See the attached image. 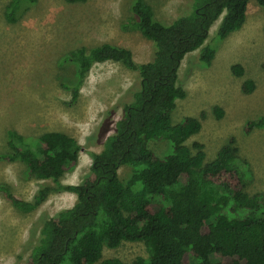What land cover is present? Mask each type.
Returning a JSON list of instances; mask_svg holds the SVG:
<instances>
[{
    "label": "trees",
    "instance_id": "16d2710c",
    "mask_svg": "<svg viewBox=\"0 0 264 264\" xmlns=\"http://www.w3.org/2000/svg\"><path fill=\"white\" fill-rule=\"evenodd\" d=\"M36 1L8 0L5 21L17 22ZM249 1L191 0L187 13L165 23L145 0H133L122 27L150 41L149 61L136 62L129 48L107 42L80 46L62 57L61 64L75 65L77 82L62 84L73 101L96 63H119L137 80L102 118V148L88 152L90 167L77 184L62 183L83 149L75 137L62 131L37 137L6 131L7 150L0 152V160L21 162L26 177L40 181L30 200L15 197L8 184L0 183V193L13 208L30 213L52 194L76 196L72 207L39 219L38 238L22 264H264V190L246 191L253 174L239 157L235 138L206 161L201 142L185 144L200 131V119L171 121L176 101L186 96L177 84L183 58L199 50L201 64L210 65L216 53L211 26L220 19L214 40H224L245 23ZM256 2L264 14V0ZM231 70L243 75L240 65ZM254 86L246 81L242 91L251 93ZM117 107L122 115L113 122ZM110 125L114 132L107 135ZM261 128L264 115L248 121L244 133ZM151 141L165 142L166 151L157 154ZM124 165L129 174L121 179L118 170ZM123 242L143 243L147 256L130 262L103 257L105 247L115 249Z\"/></svg>",
    "mask_w": 264,
    "mask_h": 264
},
{
    "label": "rangeland",
    "instance_id": "374dc122",
    "mask_svg": "<svg viewBox=\"0 0 264 264\" xmlns=\"http://www.w3.org/2000/svg\"><path fill=\"white\" fill-rule=\"evenodd\" d=\"M145 1L151 5L155 18L165 23L187 13L191 3V0ZM7 2L0 0V152L7 150L8 129L25 137H37L48 131L68 133L83 146L79 158L84 167L74 169L78 176H74L73 170L65 173L62 183L78 181L83 174L81 170L88 171L90 166V145L100 140L94 138L97 125L136 82L137 74L116 62L96 63L73 101L71 92L62 84L77 82L75 65L61 64L62 57L74 48L107 42L129 48L135 61L144 63L151 58V43L138 31L122 27L133 0L78 3L37 0L15 23L4 19ZM219 22L220 19L209 32L216 49L211 64H201L199 50L186 54L180 64L177 84L186 96L176 101L171 121L177 124L187 116L200 119V131L185 144L191 147L194 141L201 142L206 161L212 160L219 148L234 137L239 157L247 160L252 170L253 179L246 187L252 194L264 190V128L246 134L244 126L264 115V14L256 0H250L243 26L224 40L217 37L214 40ZM233 65H240L243 75H235ZM246 81L255 85L251 93L242 91ZM112 113L114 122L122 115L121 107ZM112 126L107 135L113 134ZM87 133L93 141L87 139ZM97 145L98 151L101 147ZM149 145L157 154L167 149L162 141H151ZM24 171L21 162L0 160V183L8 184L15 197L30 200L40 181L27 178ZM118 173L123 179L129 168L124 165ZM61 196L52 194L37 210L22 213L0 193V264H22L26 260L38 238L37 222L65 206L58 201ZM139 256H147L141 242H123L115 249L103 250L104 258L116 257L124 262Z\"/></svg>",
    "mask_w": 264,
    "mask_h": 264
},
{
    "label": "crops",
    "instance_id": "0c3cea01",
    "mask_svg": "<svg viewBox=\"0 0 264 264\" xmlns=\"http://www.w3.org/2000/svg\"><path fill=\"white\" fill-rule=\"evenodd\" d=\"M101 122V121H100ZM99 122V123H100ZM98 127H99V124L97 125V128H96V134L94 135V138H99L100 140H98V139H96V140H94L93 141V137L89 134V133H87L86 135H89V137L87 138V139H89V140H92L93 142H94V144L92 143V145H90V148H89V151H92V149L93 150H95L96 149V146H98L97 144H99V146L102 148V140H103V136L99 133V130H98ZM91 141V142H92ZM81 144V143H80ZM82 145V144H81ZM101 150V149H100ZM100 150H95V152H99ZM78 159H79V166H78V163H77V166L74 168V169H78L79 168V170H80V167H84V166H82L81 165V161H80V158L78 157ZM85 161V160H84ZM91 164V163H90ZM90 167V166H89ZM89 169V168H88ZM87 169V170H88ZM82 172H83V174L81 175V176H79V178L81 179L82 178V176L87 172V171H85L84 169H82L81 170ZM80 171V172H81ZM73 172H74V176H78L76 173H75V170H73ZM80 179H78V181H73V182H71V183H69V184H71V185H73V184H77L79 181H80ZM60 194H62V196H61V200H58V201H60L62 204H65V206L64 207H62L61 209H65V208H70V207H72L73 206V204H74V202H75V200H76V196H75V194L74 193H71V192H61ZM49 199H50V197H49ZM49 199H47V200H49ZM47 202V201H46ZM45 202V203H46ZM44 204V203H43ZM42 206V205H41ZM59 211V210H58ZM57 211V212H58Z\"/></svg>",
    "mask_w": 264,
    "mask_h": 264
}]
</instances>
